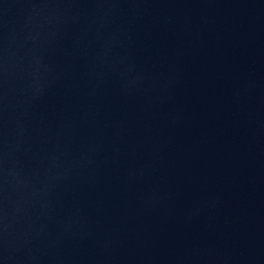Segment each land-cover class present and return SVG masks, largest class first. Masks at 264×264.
I'll return each instance as SVG.
<instances>
[{
	"label": "water",
	"instance_id": "obj_1",
	"mask_svg": "<svg viewBox=\"0 0 264 264\" xmlns=\"http://www.w3.org/2000/svg\"><path fill=\"white\" fill-rule=\"evenodd\" d=\"M0 264H264V0H0Z\"/></svg>",
	"mask_w": 264,
	"mask_h": 264
}]
</instances>
